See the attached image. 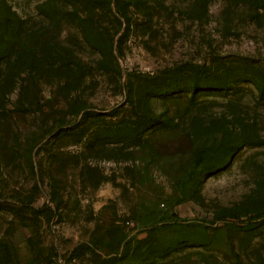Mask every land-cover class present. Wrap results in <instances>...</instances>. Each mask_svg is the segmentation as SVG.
Segmentation results:
<instances>
[{
    "label": "rangeland",
    "instance_id": "rangeland-1",
    "mask_svg": "<svg viewBox=\"0 0 264 264\" xmlns=\"http://www.w3.org/2000/svg\"><path fill=\"white\" fill-rule=\"evenodd\" d=\"M0 264H264V0H0Z\"/></svg>",
    "mask_w": 264,
    "mask_h": 264
}]
</instances>
